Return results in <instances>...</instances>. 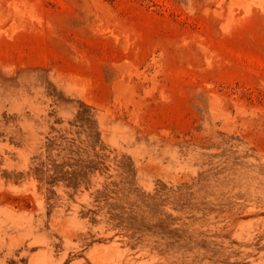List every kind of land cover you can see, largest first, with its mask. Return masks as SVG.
I'll use <instances>...</instances> for the list:
<instances>
[{"label":"rangeland","instance_id":"374dc122","mask_svg":"<svg viewBox=\"0 0 264 264\" xmlns=\"http://www.w3.org/2000/svg\"><path fill=\"white\" fill-rule=\"evenodd\" d=\"M0 264H264V0H0Z\"/></svg>","mask_w":264,"mask_h":264}]
</instances>
